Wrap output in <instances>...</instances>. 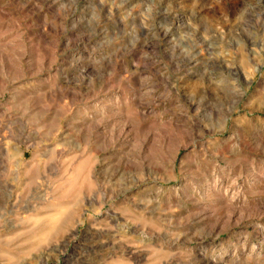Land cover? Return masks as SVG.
I'll return each mask as SVG.
<instances>
[{
	"label": "rangeland",
	"instance_id": "374dc122",
	"mask_svg": "<svg viewBox=\"0 0 264 264\" xmlns=\"http://www.w3.org/2000/svg\"><path fill=\"white\" fill-rule=\"evenodd\" d=\"M0 264H264V0H0Z\"/></svg>",
	"mask_w": 264,
	"mask_h": 264
}]
</instances>
